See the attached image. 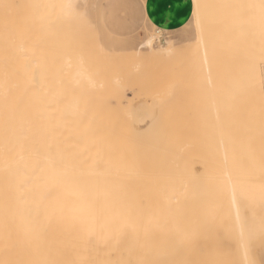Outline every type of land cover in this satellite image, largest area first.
I'll return each mask as SVG.
<instances>
[{"label":"bare ground","instance_id":"1","mask_svg":"<svg viewBox=\"0 0 264 264\" xmlns=\"http://www.w3.org/2000/svg\"><path fill=\"white\" fill-rule=\"evenodd\" d=\"M84 2L0 0L8 4L0 7V261L150 264L160 259L198 264L229 252L248 258L253 252L243 247L256 238L262 243L256 245L260 252L255 250L264 261V104L251 101V115L228 114L214 134L219 147L210 155L202 158L187 151L177 134L154 130L156 102L151 106L140 100L130 110L123 107L116 98L120 93L114 97L106 89L105 78L98 74L104 69L97 61L71 50L67 17L78 14ZM68 4L71 10L64 7ZM208 24L209 20L202 24L203 36ZM255 30L253 63L258 65L264 62V17ZM232 42L231 48L239 43ZM160 54V60L169 61L175 48L163 47ZM153 57L136 60L154 62ZM112 79L119 90L120 77ZM247 88L243 91L249 99ZM82 93L90 98H81ZM236 102L227 100L225 111L248 110L234 108L231 104ZM70 113L82 116L94 133L80 141L68 136L66 128L58 130L66 154L77 151L73 144H81L71 160V177L37 169L29 173L36 186L24 187L17 180L18 171L24 170L25 161L35 164L50 126L65 120L74 126L76 117ZM245 198L248 201L242 202ZM243 213H255V223L245 222ZM219 228L225 234L222 240L231 237L232 243L217 241L209 248L208 237ZM256 228L260 235L253 238ZM231 246L243 250L229 251Z\"/></svg>","mask_w":264,"mask_h":264},{"label":"rangeland","instance_id":"2","mask_svg":"<svg viewBox=\"0 0 264 264\" xmlns=\"http://www.w3.org/2000/svg\"><path fill=\"white\" fill-rule=\"evenodd\" d=\"M151 1L157 11V19L159 16L161 23L167 26H174V23L178 24L172 28L162 29L153 23L150 20L147 9L150 0H86V2L80 4L78 14L67 17L69 19L67 37L70 36L68 39L71 44V50L84 53L87 60L92 58L97 61L96 66L104 69L100 70L98 74L105 78L106 89H110L108 92L111 93L112 91L114 97L120 93L119 97L116 96V98H120V101L122 100L121 104L123 107H133L140 100L147 102L148 105L156 102L159 107L156 110L157 113H155L159 116V101L163 98L165 119L162 125L157 120L154 130L171 131L177 134L182 142V148L187 151L191 150L203 158V156L210 155L214 150L218 149L219 143L215 141L214 134L220 129L222 123H226L228 114L233 116L251 115L253 114L250 110L253 107L251 101L259 99L264 104V62L258 65L253 63L254 42L257 33L255 29L258 19L264 17V8L261 7V2L264 3V0H253V2L251 0L243 2L241 0L240 2L239 0L241 4L236 0V2L233 0H227L228 2H225L226 0H200V4L204 6L200 10L202 24L204 25L206 20L210 22V25L208 24L209 27L205 29L203 44L205 50L207 47L210 53L211 87L206 79L201 78L198 74L194 75V68L199 66L204 55V49L200 42L199 28H197L195 23L192 24L191 28H188L189 22L192 20V13L195 12L192 0ZM225 4L230 11L232 10V13L228 11ZM224 9L225 11L227 9V15L224 13ZM181 11L182 15L177 16ZM60 18L62 17L59 16ZM81 20L90 22L92 27L85 30L80 23ZM70 22L75 23H72L74 25L72 29ZM157 29H160L162 34L158 33ZM157 36H161V40L160 38L157 39ZM231 41H233L232 43L235 41L239 43L235 44L234 48H231L233 46L230 45ZM169 45L175 48L173 60H160V52L163 47ZM152 56L155 58L154 62L145 60V62L141 61L139 63L136 60L137 58L143 60ZM232 58H234V61ZM235 62H237V65ZM115 76H119L121 80L120 86L118 85L119 90L116 89L118 87L113 83L112 78ZM136 76L144 84L146 80H149L152 85L147 84V82L144 85ZM127 77L128 81H126ZM135 77L137 79L134 80ZM130 79H132V83ZM135 81H139V83ZM258 83L263 88L261 85L258 86ZM137 86L138 88L144 86L139 88L141 92L136 88ZM153 86L155 87L153 88ZM246 88L249 90L247 93L250 96H247L249 99L246 98V91H243ZM256 89L258 92L253 93ZM150 90L155 92L151 94ZM84 91H86V88L82 89V92ZM138 92H140V95ZM249 92L253 93V99L251 98L252 94L250 95ZM241 93H244V97ZM210 95L215 99L216 110L209 108ZM110 96L107 97L110 99L114 98ZM81 98L89 99L90 97L82 93ZM227 100H238V103H232L231 105L234 108L241 107L248 110L227 112L224 109L227 105ZM128 109L126 110L129 111L130 109ZM122 114L126 115L125 112H122ZM230 121L236 123L235 120ZM241 201L247 202L248 199H241ZM243 218L247 223H255L254 220L257 219V215L255 213H243ZM262 219L264 221V216H262ZM262 219L260 218L259 221ZM255 230L252 233L253 238L260 235L259 229L256 228ZM210 235L208 237L209 248H212V243L217 241H220L222 245H230L232 243L230 236L225 238L230 237L231 241L222 240L225 234L220 228L217 232ZM253 240L257 243L253 244L254 242L252 243L251 241L250 244L245 245L243 248L248 249L250 253H254L246 258L249 264H259L258 262H261L259 259L261 260L263 255L260 256L258 254L260 252L258 246H261L262 241H259V244V238ZM234 248H236V251L243 250L242 246H231L228 249L230 251ZM261 253L263 254L264 250ZM230 255L236 256L237 254L229 252L227 255L225 253L223 256L209 257L207 261L233 257ZM238 255L239 258L244 259L241 253ZM256 255L261 258L257 257V259Z\"/></svg>","mask_w":264,"mask_h":264},{"label":"snow or ice","instance_id":"3","mask_svg":"<svg viewBox=\"0 0 264 264\" xmlns=\"http://www.w3.org/2000/svg\"><path fill=\"white\" fill-rule=\"evenodd\" d=\"M0 7H8L7 3L0 4ZM66 9L71 10L72 5L68 4L64 6ZM204 7L200 3L194 5L195 12L192 13V20L189 22L188 28L192 27V24L195 23L197 28L201 31V39L200 42L204 43V36H203V25H202V18H201V8ZM264 8V3L261 5ZM82 27L87 30L92 27L91 23L88 21H80ZM209 51L205 50V53L200 61L198 67L194 68V75L198 74L201 78L207 80L209 86H211V65L209 59ZM215 99L211 95L209 96V108L215 109ZM70 116L76 117L74 121V126H70L73 122L70 121H62L58 124L50 126L47 131V136L45 142L41 145L42 152L40 150L36 153V161L35 164L29 161H25L24 163V170L18 171L17 173V180L18 182L26 188L34 187L35 182L33 180V176L30 175V171L35 174L36 170L42 173L47 169H54L60 175L65 178H70L72 174V163L71 160L78 154L79 149L81 148V144H73V148L77 149L76 152L71 154H66L64 149L61 147L60 141L57 139L59 134L58 130L62 128H66L68 136H75L80 141H87L90 137L94 135L88 125L84 122V118L82 116H78L76 113L68 114ZM146 119V117L142 118ZM165 119V111H164V100L161 98L160 100V114L158 117H154L153 121H159L161 125L163 124ZM23 159V157H21ZM6 167V165H4ZM35 170V171H34ZM138 264H146L144 261H138ZM150 264H197V262L193 261H167V260H152ZM199 264H249L246 259L239 258V255L233 256L231 258L226 259H218L213 261H206V262H199ZM264 264V261L261 262Z\"/></svg>","mask_w":264,"mask_h":264},{"label":"crops","instance_id":"4","mask_svg":"<svg viewBox=\"0 0 264 264\" xmlns=\"http://www.w3.org/2000/svg\"><path fill=\"white\" fill-rule=\"evenodd\" d=\"M147 9H148V13H149V15H150V20L153 22V23H155V24H157L158 25V27H160V28H162V29H165V28H172V27H174L175 25H177V24H175L174 23V26H167L166 24H163V23H161L160 21H159V16H158V19H157V11H156V9H155V7H154V5H153V3H152V1L150 0V3L148 4V7H147ZM180 15H182V11L177 15V16H180ZM175 22V21H174Z\"/></svg>","mask_w":264,"mask_h":264},{"label":"clouds","instance_id":"5","mask_svg":"<svg viewBox=\"0 0 264 264\" xmlns=\"http://www.w3.org/2000/svg\"><path fill=\"white\" fill-rule=\"evenodd\" d=\"M0 264H3V262H2V261H0Z\"/></svg>","mask_w":264,"mask_h":264}]
</instances>
